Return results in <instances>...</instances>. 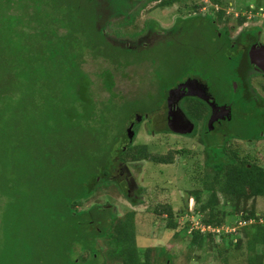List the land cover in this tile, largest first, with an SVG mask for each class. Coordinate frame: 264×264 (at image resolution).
<instances>
[{"label": "trees", "instance_id": "obj_1", "mask_svg": "<svg viewBox=\"0 0 264 264\" xmlns=\"http://www.w3.org/2000/svg\"><path fill=\"white\" fill-rule=\"evenodd\" d=\"M209 1L213 6L200 22L223 25L226 33L219 34L226 41L234 29L228 27L233 16L226 14L230 0ZM154 2L159 9L180 5L177 12L188 10L184 19L180 17L187 28L200 19L197 12L202 4L195 0H146L142 9ZM138 4L139 0H0V123L6 124L0 133V264H158L161 257L168 256L162 248L138 247L136 212L121 218L98 205L83 209L95 191L114 184L108 182V176L117 162L168 165L174 156L187 154L184 150L154 153L146 145L135 143L120 146L132 115L157 112L165 91L175 84H166V79L158 76L156 88L152 84L153 88L146 90L148 98L155 100L154 109L134 101L139 90L133 100L115 91L116 77L129 79L125 71L138 67L135 61L144 53L142 44L122 38L123 30L133 26L132 18L139 12L132 10ZM252 6L243 10L252 14L263 11L261 4ZM247 21L242 15L235 19L237 26ZM111 25L118 28L108 31ZM150 25L145 22L136 35L160 33L153 45L174 36ZM255 29H244L243 33L250 36ZM150 44L146 48L153 46ZM89 58L108 67L91 74L84 68ZM92 75L106 98L94 92ZM195 102L203 108H192V112L197 113L196 120L204 122L208 109ZM249 103L243 117L238 115L236 127L239 130L247 125L248 130L227 134L216 146L202 136L205 155L202 176L198 177L202 187L189 192L196 205L189 215L198 217L203 228L222 229L228 226V216L236 219L229 228H235L242 237L233 241L225 240L231 233L192 229L188 234L189 247L208 252L216 249L221 264H228V254L244 243L249 249L245 264H264V211L255 206L259 198L264 200V159L244 155L231 145L234 139L264 140V108L255 121L252 112L257 107ZM128 104L132 109L123 116L120 131L109 138L114 110L118 115V110ZM249 123L260 125L253 136L247 135ZM212 134L217 132L205 135ZM210 141H214L213 136ZM118 189L123 192L121 185ZM203 196L206 199L202 202ZM12 207L19 220L28 222V234L19 223L8 231L15 223ZM152 215L165 221L166 230H178V214L171 204L156 206ZM188 218L180 226L182 233H175L174 238L187 233ZM216 235L220 242L215 243ZM255 247L259 253L254 252Z\"/></svg>", "mask_w": 264, "mask_h": 264}, {"label": "rangeland", "instance_id": "obj_2", "mask_svg": "<svg viewBox=\"0 0 264 264\" xmlns=\"http://www.w3.org/2000/svg\"><path fill=\"white\" fill-rule=\"evenodd\" d=\"M145 1L146 0H139V7L132 10V12L134 11L135 13H139L137 16L132 18L134 20L133 26L131 25L128 29L123 30L124 37L122 38L130 43L138 42L139 39L143 38L145 35H140L138 37L136 32L140 31L145 22H150V27L152 26L153 29L156 27L157 31H168L163 34L167 35V33H169V37L171 35L174 36L172 38L166 37L165 40L158 41L155 45H153L154 42H156L155 39L159 37V34H156V37L150 34V45L153 46L150 48H146L147 46H144L145 48L141 50L144 51V53L141 57H138L137 60L135 59V62H138L139 64L138 67L131 66V68L125 71L129 79L120 78L119 76L116 77L115 80L117 81V85L115 91H118L122 97L133 100V98L136 97L135 92L139 90L138 98L134 99V101H138L139 103L137 102V104H141L143 108L148 107V109H154L153 103H155V100L152 101L148 98L146 90L150 89L152 84L154 89L156 88L159 80L157 78L158 76L166 79V84H177L185 80L188 76H197L201 78V80L209 87L210 92L216 96L217 99L223 97L226 102L228 99L231 102L238 99L242 100L241 98H243V96L235 93L236 84L240 83L237 69L238 59L241 56L237 51V48L233 47L234 45L232 42L235 44L243 43L246 36H240L239 42V40H237V35L244 29L248 30L256 27L257 29L249 32L252 35L248 37H256L257 34H260L261 42L264 43V0H230V4L228 3V5L231 7L227 9L226 14L228 16H233L234 19L229 23L228 27L232 28V26H234V29L229 32L226 41H224L223 38H221L222 35H220L227 30V28H224L223 25L218 24L216 26H207L206 20L205 22H200L205 16L203 14L213 6L209 0H195L196 4H202L197 12L201 15L200 19H195L196 24L189 28H187V25L180 20V17L184 19V17L187 16L185 13L188 10H180L181 13L176 11L178 10L177 8L181 7L180 5L173 8L159 9L155 6L157 2H154L149 3L144 9H142V3ZM259 4L262 5L263 11H259L256 14L243 10L248 8L250 5L258 8ZM240 10L241 12H239ZM241 15L245 16L248 21L243 23L241 26H237L235 19ZM116 21L118 20H110L109 22L115 23ZM111 26L112 27H108V31L118 28V26ZM149 39H144L145 42L143 43H150ZM167 39L169 40L167 41ZM129 62H132L131 59ZM103 67L107 68L108 64L104 62L95 63L90 60V58L87 59L84 66L85 70L91 74H94L95 71ZM246 76L247 77H245L244 81H246L248 85L250 82L251 85L258 90V92H263L264 76L260 77L257 74H249ZM92 79L95 82L94 92L101 98H106L107 96L105 92H103L98 86V80H96L94 75H92ZM172 89L175 88L165 91L164 96ZM144 91L146 94L143 96ZM153 93L157 94V92ZM242 101L243 102H238L234 105L233 120L229 123H224L222 126L217 128L221 133L216 135L212 134L214 141H210L212 136L209 137L203 134L205 137L209 138L207 142H211V144L214 143L216 146L226 140V137H223L222 133H224V136L227 134H233V129L231 127L233 126L236 128L239 126L238 122L241 116L238 117V115L241 114L243 116V113L245 111L247 112V103L244 99ZM219 102L222 103L223 101ZM128 106L129 104L124 107L125 109H121L120 111L118 110V112H120L118 115L117 109L114 110L116 113H114L112 119L109 120L111 122L110 130L108 131L109 138L112 134L120 131L123 116L127 115L132 109V107ZM254 107L257 106L254 105ZM192 108L200 110L203 106L193 100H190V98L184 104H181L182 113L190 122H195V126H197L194 134L189 137L176 136L172 131L169 132V129L163 130L157 119L156 122H154L150 112L141 116L142 121L140 120L139 122L134 123L136 144L146 145L150 151L159 154H165L167 152H174L177 150L187 151V154L184 156H174L172 164L162 165L150 162H138L131 166V175L133 176L136 184L142 189L141 197L143 198V204H141L140 207L136 209L132 208L130 205L131 201L127 198L128 196L126 197L125 191L120 193L118 191L119 186L114 184L108 186L106 189L95 191L92 198L83 207L84 210H87L94 205L101 206L102 208L106 207L111 209V216L115 215L121 218L129 212H136L134 222L136 226V242L138 247L140 249H144L145 247L162 248L167 252L168 256L165 259H168V263L161 257L158 264H221V259L217 256L216 249L211 250L212 252H208L207 249L198 251L188 246V234L192 231V229H200L201 231L204 230L198 217L195 215H189L196 208L195 201L191 199L189 192L202 187L201 184H198V177L200 178L202 176L203 160L205 155L204 143L201 142L203 136L201 135L203 131V124L201 121H196L197 113L192 112ZM123 111L124 115H122ZM154 111L156 112V110ZM262 111L263 110L260 109V107H257L256 112H252V119L256 121L258 115ZM132 116L133 118H130L131 122L136 121V116L140 115L134 114ZM129 122L127 124L128 127ZM4 126H6V124L0 123V133H2V128ZM251 126L253 127L251 128ZM259 128V124H256L255 127L249 123V131L247 132V135L253 136ZM240 130H248L247 125L240 126L239 132ZM126 134L127 133L125 132V137ZM199 135L201 136L200 138ZM7 141L9 142L8 138ZM129 143L130 139L126 138L125 141H121L120 146L124 148ZM231 145L236 147L244 155L248 154L253 158L258 157L264 159V140L255 141L253 143L233 140ZM15 174L16 173H11V175ZM205 199L206 197L203 196L202 202L205 201ZM162 204H171L174 213H176V215L178 214V216H176L177 224L179 226L177 231L166 230L164 227L165 221L156 219L152 215L155 207ZM255 206L259 212H263V198H259L258 201H255ZM5 210L6 209L3 208L2 213H4ZM11 210L15 223H12L8 227V231L10 232L14 227L17 228L19 223L23 224L27 228L28 234V222L17 218V215L19 214L16 213L14 207H12ZM226 210L230 209L226 208ZM148 211L151 214L148 213ZM163 217L165 218L166 215ZM186 218H188L190 222L189 230L187 233L182 234V236L178 235V238H174L175 233H182L181 230L183 229H180V226ZM235 220L236 219H232V217L228 216L226 218L227 227L224 225L222 229L212 230L211 228H206V230L219 235L231 233L232 235L225 240L233 241L238 237H242L240 232L235 233V228H229L230 224L234 223ZM0 224L2 225V221ZM219 235H216L214 240L215 243L221 241ZM227 243L228 242L225 244L223 243L224 246L227 245ZM98 245L102 246L101 241L98 242ZM103 247L105 248V246ZM257 249L259 248L257 247ZM257 249L255 247L254 252L259 253L257 252ZM248 250L247 245H245V243L242 244L239 250L231 251V253L228 254L227 263L245 264L246 258L248 257ZM249 254L250 256H253L252 252Z\"/></svg>", "mask_w": 264, "mask_h": 264}, {"label": "flooded vegetation", "instance_id": "obj_3", "mask_svg": "<svg viewBox=\"0 0 264 264\" xmlns=\"http://www.w3.org/2000/svg\"><path fill=\"white\" fill-rule=\"evenodd\" d=\"M251 30V29H248ZM247 31V30H246ZM244 31L240 32L237 37L239 38L240 36L244 35L243 33ZM156 34H160V33H153L152 35L154 37H156ZM245 40L243 43H236L237 45H235L234 42L233 45L237 48V51L240 53V58L238 59V74H239V79H240V83L236 84L235 87V93L241 94L243 96V98H241L242 100L244 99L245 102L249 103L250 101L253 102V104L257 107H260L261 109L264 108V90L263 92H258V90L251 85V83L249 82V85L246 83L245 77H247L246 75H258V76H264V43L261 42V38H260V34H257L256 37H248L247 34H245ZM147 38L149 39L148 36H143V38H140L138 42L139 45L144 47L147 46V43H143L145 42L144 39L147 40ZM151 40L149 39V42ZM237 42V40H236ZM240 42V40H239ZM130 43V42H129ZM250 50H252L253 52V56L249 57V52ZM247 64V66H246ZM187 80H191L193 82H191L188 85L187 91L186 93H191V94H197L200 95V97H204V98H213L214 102L216 103V105L218 107H225L227 112H225L224 110L220 111L218 110L215 113V117H217V121H215L213 123V128L211 130H208V126H207V122L209 120V118L212 115V110L209 106V102L203 101L202 99H199L198 97H192V96H186L183 97L182 99H180V101L178 103H176V105H172V108L177 109L179 108L181 109V104L185 103L187 100H193V101H199L201 103H203L206 108L208 109V113L206 115V118L204 120V122H202L203 124V131L201 133V135H205L207 133H213V132H217V134L221 133L220 130H218L217 128L222 126L224 123H229L233 120V108L234 105L238 102H243L242 100H233L232 102L228 99L227 102L225 101V98L223 99V97L218 98L216 96H214L211 92L209 87L201 80V78L197 77V76H188L185 78V80L175 84L173 87L171 88H176L177 85L184 83ZM168 88L167 90L171 89ZM166 90V91H167ZM166 97V95H165ZM219 101H223L222 103H220ZM172 111V115L171 117L168 119V109H167V102L166 99L164 98V102L163 104H161L160 108L157 110V113L155 111H151L152 114V118L154 120V122H156V119L158 121V123L162 126L165 127L166 129H169V124L168 121H176L180 116L179 114H176L175 112ZM227 113V115H225ZM220 117H223V119H219ZM243 117V116H242ZM142 121V120H141ZM197 121V120H196ZM203 121V120H201ZM180 123V128L181 131L182 130H188L189 129V124L185 121V120H179ZM158 124V125H159ZM191 124H193L194 129L191 132V134H185V135H180V134H176L174 133L176 136H185V137H189L192 136L194 134V131L196 130L197 126L195 122H191ZM200 126V125H199ZM160 127V126H159ZM135 127L133 126V129ZM232 128V127H231ZM227 130V128H226ZM171 132V131H169ZM234 133H239V130L237 128L233 129ZM136 133V132H135ZM227 133V131H226ZM197 134V131H196ZM136 136V134H135ZM135 136H134V142L135 143ZM222 136H224V133H222ZM201 136L199 135V138ZM126 137L124 136L123 141H125ZM234 140H239V139H234ZM122 141V140H121ZM239 141H243V140H239ZM245 142V141H243ZM121 143V142H120ZM247 143H253V142H247ZM136 144V143H135ZM135 164H124L122 162H117V164L115 165L116 168H113L110 170L109 172V176H108V182L114 183L118 186H122V191H125L126 193V197L129 198V200L131 201L130 205L132 206V208L136 209L138 207H140L141 204H143V198L141 197V192L142 189L140 186H138L135 182V180L133 179V176L131 175V166H133ZM133 168V167H132ZM133 198V199H131ZM133 202H139L138 204H134ZM168 263V262H167Z\"/></svg>", "mask_w": 264, "mask_h": 264}, {"label": "water", "instance_id": "obj_4", "mask_svg": "<svg viewBox=\"0 0 264 264\" xmlns=\"http://www.w3.org/2000/svg\"><path fill=\"white\" fill-rule=\"evenodd\" d=\"M252 57L253 56V52L252 50H250L249 52V57ZM264 72V70H263ZM191 80H187V82L185 81L184 83H181L180 85H178L175 89H172L170 92L166 93V102H167V109L169 112L168 113V119L171 117L172 115V109H173V112H175L176 114H179V118L176 120V121H168V126H169V130L176 133V134H180V135H185V134H191V132L193 131L194 129V126L193 124H191V122L185 117V115L182 113V111L177 108V109H174L172 108V105H176V103H178L180 101V99H182L183 97H186V96H192V97H198L199 99H202L203 101H206V102H209V106L212 110V115L211 117L209 118L208 122H207V126H208V130H211L213 128V123L215 121H217V117H215V113L220 110H224L225 112H227L226 108L225 107H218L216 105V103L214 102L213 98H204V97H200V95H197V94H191V93H186L187 91V88H188V85L193 82ZM227 115V113L225 114ZM141 116H136V121L135 122H139L141 120ZM223 119V117H220L219 119ZM185 120L188 124H189V129L187 130H182L181 131V128H180V123H179V120ZM133 126H134V123L130 124L129 127L127 128L126 130V133H127V138L130 139V143H132L133 141V138H134V131H133Z\"/></svg>", "mask_w": 264, "mask_h": 264}, {"label": "clouds", "instance_id": "obj_5", "mask_svg": "<svg viewBox=\"0 0 264 264\" xmlns=\"http://www.w3.org/2000/svg\"><path fill=\"white\" fill-rule=\"evenodd\" d=\"M132 123H135V121H132V122L130 121V122H129V125L132 124ZM127 128H128V127H127ZM133 131H134V129H133ZM134 136H135V131H134ZM126 138H127V134H126ZM131 144H133V142H132Z\"/></svg>", "mask_w": 264, "mask_h": 264}, {"label": "built area", "instance_id": "obj_6", "mask_svg": "<svg viewBox=\"0 0 264 264\" xmlns=\"http://www.w3.org/2000/svg\"><path fill=\"white\" fill-rule=\"evenodd\" d=\"M204 230L202 231V232H205V231H207L205 228H203ZM218 231V230H217Z\"/></svg>", "mask_w": 264, "mask_h": 264}]
</instances>
